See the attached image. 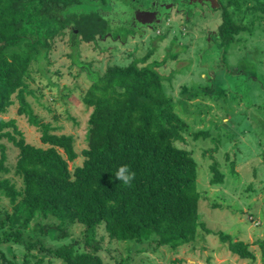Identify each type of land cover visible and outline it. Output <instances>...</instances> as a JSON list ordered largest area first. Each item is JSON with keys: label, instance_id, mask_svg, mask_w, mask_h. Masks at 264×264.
<instances>
[{"label": "rangeland", "instance_id": "rangeland-1", "mask_svg": "<svg viewBox=\"0 0 264 264\" xmlns=\"http://www.w3.org/2000/svg\"><path fill=\"white\" fill-rule=\"evenodd\" d=\"M258 4L264 1L113 0L106 8L87 2L62 13L72 22L98 11L107 24L105 36L89 43L81 41L75 29L64 30L30 63L24 78V97L38 122L48 125L50 134L72 137L77 158L68 162L70 174L82 167L81 152L87 148L91 108L82 103L84 94L109 67H126L151 51L138 66L156 64L154 69L168 79L163 83L166 96L189 126L185 142L175 145L189 151L196 164L197 214L203 227L193 242L176 249L159 245L157 239L118 242L108 237L103 225L87 234L84 226L65 222L61 238L53 228L42 234L34 227L47 223L41 217L26 226L19 218L2 221L13 211L0 191L3 255L16 264H62L50 251L72 244L76 253H91L84 241L88 237L103 264H262L264 10H251ZM224 14L237 28L223 51L219 29ZM171 54L176 58L170 59ZM11 99L3 120H14L27 144L48 148L40 142L41 128L18 114L16 95ZM202 131L207 135L193 138ZM0 147L5 155L0 182L7 181L22 195L24 182L15 166L19 152L6 139L0 140ZM213 165L223 174L222 184L212 183ZM14 232L23 245L13 241ZM219 233L231 240L222 241ZM236 242L246 245L254 259L231 253L229 244Z\"/></svg>", "mask_w": 264, "mask_h": 264}, {"label": "trees", "instance_id": "trees-1", "mask_svg": "<svg viewBox=\"0 0 264 264\" xmlns=\"http://www.w3.org/2000/svg\"><path fill=\"white\" fill-rule=\"evenodd\" d=\"M110 1L0 0V140L6 139L18 150L15 166L24 182L22 195L7 181L0 182L13 211L2 221L19 218L26 226L41 217L47 223L34 227L42 234L53 228L62 233L61 238L65 222L84 226L87 234L103 225L108 237L118 242L157 239L159 245L176 249L193 242L197 229L203 227L197 214V172L191 153L175 145L185 142L189 126L180 116L182 110L164 92L168 79L154 69L156 64L138 66L152 52L126 67H109L84 94L82 103L91 108L87 148L81 152L82 167L72 175L68 162L77 158L72 137L50 134V127L38 122L24 97L30 63L55 36L72 28L81 41L89 43L107 32L98 11L81 14L72 22L62 13L87 2L106 8ZM251 10L263 11L264 5ZM224 19L219 29L223 51L233 42L231 34L237 28L226 14ZM169 57L173 60L176 55ZM13 95L19 102L18 114L25 115L30 126L41 128L40 142L48 148L27 144L15 121L3 120ZM193 135L198 139L207 132ZM0 150L2 170L5 155ZM121 164H128L135 173L130 186L121 187L112 177ZM211 171L212 183L222 184L224 177L216 165ZM13 235V241L23 245L19 232ZM218 235L222 241L231 240ZM84 241L93 249L91 253H76L70 244L50 254L62 264H103L88 237ZM228 249L240 259H254L243 243H230ZM0 259L2 264H16L1 251Z\"/></svg>", "mask_w": 264, "mask_h": 264}, {"label": "clouds", "instance_id": "clouds-1", "mask_svg": "<svg viewBox=\"0 0 264 264\" xmlns=\"http://www.w3.org/2000/svg\"><path fill=\"white\" fill-rule=\"evenodd\" d=\"M134 176L135 173L130 169L128 164L118 165L112 173V177L119 182L121 187L130 186Z\"/></svg>", "mask_w": 264, "mask_h": 264}, {"label": "flooded vegetation", "instance_id": "flooded-vegetation-1", "mask_svg": "<svg viewBox=\"0 0 264 264\" xmlns=\"http://www.w3.org/2000/svg\"><path fill=\"white\" fill-rule=\"evenodd\" d=\"M158 6H159V5H158ZM161 6H162V5H161ZM161 6H160V7H161Z\"/></svg>", "mask_w": 264, "mask_h": 264}]
</instances>
